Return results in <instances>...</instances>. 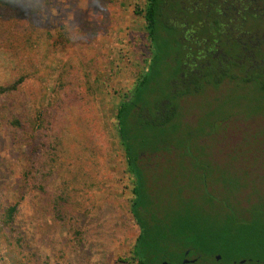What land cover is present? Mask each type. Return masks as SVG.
Returning <instances> with one entry per match:
<instances>
[{
	"label": "rangeland",
	"instance_id": "1",
	"mask_svg": "<svg viewBox=\"0 0 264 264\" xmlns=\"http://www.w3.org/2000/svg\"><path fill=\"white\" fill-rule=\"evenodd\" d=\"M11 2L16 7L0 6V87L22 82L17 91L0 95V108H9L26 138L5 119L4 107L0 206L19 205L17 245L0 238V264H136L132 250L139 228L130 211L132 179L115 114L151 58L145 21L134 12L146 0ZM39 112L43 127L37 131L29 119ZM211 119L213 135H239L231 114L216 112ZM258 146L264 145L253 135L238 161L251 167L252 159H259L253 164L261 168L263 155L254 152ZM157 179V212L172 210L165 203L174 197L178 203L188 198L187 190L174 186V192L165 178ZM211 201L237 219L226 200ZM216 256L219 264H253L246 262L248 256L235 263ZM199 264L218 263L204 257Z\"/></svg>",
	"mask_w": 264,
	"mask_h": 264
},
{
	"label": "trees",
	"instance_id": "2",
	"mask_svg": "<svg viewBox=\"0 0 264 264\" xmlns=\"http://www.w3.org/2000/svg\"><path fill=\"white\" fill-rule=\"evenodd\" d=\"M193 1L146 0L142 9L134 11L145 21L151 58L130 95L118 103L115 114L126 170L132 179L130 211L139 228L132 260L136 264H177L179 253L190 249L202 258L220 254L233 263L248 256L252 258L246 262L264 264V180L259 178L264 177V164L259 168L253 164L259 159H252L251 167H246L238 161L253 135L264 145V72L225 70L224 63L217 68L213 61V71L206 68L200 75L178 77L184 72L185 51L180 42L176 44V37L180 39L186 32L184 15L189 17L188 24L193 16L195 20L205 17L200 31L209 34L213 31L211 17L219 4V0H203L214 6L194 14L188 11ZM11 5L16 7L11 0H0V6ZM172 16L181 19L175 23ZM21 82L0 87V95L17 91ZM4 107L8 120L12 114L6 105L0 113ZM216 112L232 115L230 122L240 130L235 139L233 134L211 133V118ZM38 115L29 119L37 131L43 127L40 112ZM250 118L255 122L246 124ZM10 123L26 138L17 118ZM254 152L260 153L255 157L263 155L264 161V146ZM254 173L258 174L256 180L251 179ZM158 176L165 178L174 192V186L178 191L187 190L188 198L184 195L178 203L174 197L165 203L163 207L172 210H154L153 197L160 190ZM211 198L226 200L235 208L237 219L222 207H213ZM18 205L19 201L0 206V238L16 245ZM257 208L263 211L252 213Z\"/></svg>",
	"mask_w": 264,
	"mask_h": 264
},
{
	"label": "flooded vegetation",
	"instance_id": "3",
	"mask_svg": "<svg viewBox=\"0 0 264 264\" xmlns=\"http://www.w3.org/2000/svg\"><path fill=\"white\" fill-rule=\"evenodd\" d=\"M210 5L214 6V3L195 0L188 11L202 13L203 7L208 10ZM214 11L216 14L210 21L213 31L209 34L200 31L205 17L195 20L197 17L193 16L194 19L190 18L188 24L186 21L189 17L184 15L186 32L179 36L180 39L176 37V44L181 43L185 51L181 65L184 72L178 77L186 79L192 75H200L206 68L213 71V61L218 64L217 68L224 63L225 70L264 72V0H219ZM180 19L172 16V22L178 23ZM192 44L195 46L192 47ZM180 253L182 257L177 264H183V260L189 261L187 264L204 261L201 254L190 249H184ZM212 258L214 262L221 263V258L216 260V255ZM164 262L170 264L169 261Z\"/></svg>",
	"mask_w": 264,
	"mask_h": 264
},
{
	"label": "water",
	"instance_id": "4",
	"mask_svg": "<svg viewBox=\"0 0 264 264\" xmlns=\"http://www.w3.org/2000/svg\"><path fill=\"white\" fill-rule=\"evenodd\" d=\"M219 259H220V256H216V260H219ZM182 263L187 264V263H189V261L183 260ZM243 263H244V261H241V264H243ZM162 264H166V263H162Z\"/></svg>",
	"mask_w": 264,
	"mask_h": 264
}]
</instances>
